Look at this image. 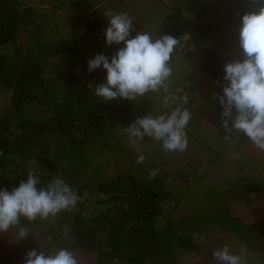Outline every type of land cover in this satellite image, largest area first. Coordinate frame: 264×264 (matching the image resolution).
<instances>
[{
    "label": "trees",
    "instance_id": "obj_1",
    "mask_svg": "<svg viewBox=\"0 0 264 264\" xmlns=\"http://www.w3.org/2000/svg\"><path fill=\"white\" fill-rule=\"evenodd\" d=\"M104 13L92 8L77 14L67 33L22 0H0V88L11 93L10 111L0 116V184L11 191L28 172L43 185L63 179L80 197L77 205L49 216L59 219L57 225L38 228L50 235L53 251H95L98 264H182L199 252L196 237L212 233L233 234L264 256V218L250 223L234 213L235 203L249 202L250 193L264 199V179L253 172L224 188H191L197 175L184 173L172 181L120 170L90 176L96 171L90 156L109 149L145 98L106 102L94 94L105 72H89L87 62L97 53H113L103 36ZM228 19L209 18L203 0H180L163 17L158 34L180 37L175 53L183 43L193 46L202 71L222 89L218 42ZM3 253L0 239V264H10Z\"/></svg>",
    "mask_w": 264,
    "mask_h": 264
},
{
    "label": "rangeland",
    "instance_id": "obj_2",
    "mask_svg": "<svg viewBox=\"0 0 264 264\" xmlns=\"http://www.w3.org/2000/svg\"><path fill=\"white\" fill-rule=\"evenodd\" d=\"M28 6H34L41 17L56 23L68 33V24L72 18L92 8L113 13L126 12L134 19L136 31H149L158 35V27L166 13L180 0H22ZM84 1V4H76ZM73 2V3H71ZM205 14L214 20L228 19L225 36L218 42V50L222 59V68L227 62L243 59L239 47V29L241 17L245 12L255 10V0H203ZM55 6H57L55 8ZM235 7V8H234ZM109 20L106 17L105 25ZM136 31L132 32L134 36ZM53 34L55 32L53 31ZM24 45L26 40L22 38ZM67 41V40H66ZM85 42L83 48H87ZM122 45L113 44V53ZM182 49V51H181ZM91 51V52H90ZM87 55L93 52V48ZM57 58V57H54ZM55 60V59H54ZM176 66L175 85L184 86L189 92V104L192 111V120L186 131L189 139L188 147L183 152L165 151L161 142L153 137H144L137 140L136 147L131 145L128 135L124 131L127 126L116 131V138L108 150L91 155L89 164L93 179L99 174L113 175L117 172H129L137 177L151 178L153 169L157 170L155 177L172 181L176 174L197 175L195 182H190L192 188H202L209 183L227 187L229 183L246 172L264 179V151H259L242 133H233L225 137L222 126V106L218 95L222 92L221 84L212 80L200 67L201 55L191 45L183 43L179 51L173 56ZM46 73L51 75L52 69L46 66ZM187 80L189 87H187ZM11 93L0 88V116L8 114ZM162 94H149L140 101L138 116H143L151 110L164 108ZM132 120V123L135 121ZM143 153L145 161L138 164L137 156ZM91 172V171H90ZM85 181L86 178L84 177ZM0 188H4L0 184ZM249 202L235 203L234 213L246 222H256L264 218V199L257 193H250ZM65 222V218L62 219ZM59 223L56 217L46 219L37 218L29 221L21 218L20 224L13 226L6 233L0 234L3 254L10 264H24L26 253L31 249L53 251L51 237L39 225L55 226ZM23 227L29 234L20 240L17 233ZM199 252H192L182 264H216L212 253L215 249L228 244L233 252L246 249L247 264H264V256L251 243L236 237L233 234L212 233L196 237ZM78 259L79 264H98V254L95 251L84 249L70 250Z\"/></svg>",
    "mask_w": 264,
    "mask_h": 264
},
{
    "label": "clouds",
    "instance_id": "obj_3",
    "mask_svg": "<svg viewBox=\"0 0 264 264\" xmlns=\"http://www.w3.org/2000/svg\"><path fill=\"white\" fill-rule=\"evenodd\" d=\"M255 3L257 8L241 17L239 47L244 58L224 65L225 83L222 92L214 96L218 95L223 109L225 137L242 133L256 149L264 151V0H255ZM104 16L109 20L103 32L106 45L122 46L111 56L97 53L88 60L89 72L97 69L105 72L94 94L106 102L138 101L149 94H162L164 108L138 116L124 131L134 148L137 140L147 136L159 140L165 151H185L189 143L186 129L193 114L187 107L189 92L184 86L175 85L173 56L180 37L174 32L154 35L136 31L134 19L126 12L105 11ZM133 31H136L134 36ZM145 158L140 153L136 162L141 164ZM150 175L155 177L157 170L153 169ZM79 199L63 179L56 177L43 185L36 174L28 172L27 179L11 191L0 188V234L19 225L21 218L46 219L75 207ZM28 234L20 227L16 240ZM40 249L29 250L24 264H79L66 248L46 251L40 246ZM212 255L216 264H247L246 249L233 252L228 244L215 249Z\"/></svg>",
    "mask_w": 264,
    "mask_h": 264
}]
</instances>
